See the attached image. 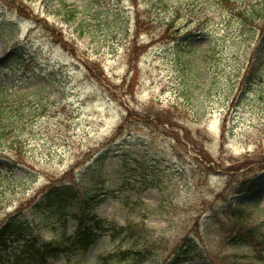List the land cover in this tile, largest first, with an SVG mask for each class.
Listing matches in <instances>:
<instances>
[{
	"label": "rangeland",
	"instance_id": "1",
	"mask_svg": "<svg viewBox=\"0 0 264 264\" xmlns=\"http://www.w3.org/2000/svg\"><path fill=\"white\" fill-rule=\"evenodd\" d=\"M243 2L0 0V225L70 247L74 217L33 230L43 191L109 189L94 215L152 232L145 264H264L221 229L233 218L264 238V32L235 16ZM7 244L5 258L25 242ZM119 246L103 233L46 264H101Z\"/></svg>",
	"mask_w": 264,
	"mask_h": 264
},
{
	"label": "trees",
	"instance_id": "2",
	"mask_svg": "<svg viewBox=\"0 0 264 264\" xmlns=\"http://www.w3.org/2000/svg\"><path fill=\"white\" fill-rule=\"evenodd\" d=\"M220 1L225 5L226 3L230 4L233 0ZM245 3L248 4L245 5ZM243 5L244 8L236 11L235 16L243 21L249 22L252 29L253 27H257V29H263L264 32V5H254L250 0H245ZM77 13V10L72 12L71 20L75 19ZM10 114L11 112L3 113L0 111V135L1 131L6 132L11 129ZM5 124H8V128L5 127ZM122 129L123 127L121 126L113 136V139H117V137L122 134ZM13 169H15V166H13ZM136 171L135 169L133 172L136 174ZM150 187L151 186L144 184L141 190L145 191ZM43 192H45L44 204L50 216L45 217L41 214L43 218H36L37 220L33 222L35 225L33 230H37L40 234L44 229H49V220L52 218H57V222L65 228L69 218L74 217V219L78 221L79 227L74 237L68 238V241L71 242V246L63 247L65 245L64 241L60 243L56 241H44L42 245H39V240L36 236H33V232L26 234L22 226L18 225L19 223L7 220L6 223L0 225V240L3 247L7 248V243L10 241H23L25 244L20 253L7 258L1 254L0 250V264H46L47 256L52 254L62 253L72 249L86 252L97 243L103 233H108L113 241H120V246L115 251L103 255L101 257V264H145L151 256L156 255L155 244L150 243L153 233L145 229L144 226L129 223L127 226L110 224L106 227L105 222L99 220L97 216L94 215V211L99 207L102 199H104L106 195H113L109 189L100 190L97 188L88 191L89 193L81 194L74 185L63 184L59 186L51 185ZM75 207L79 208V212L71 215V210ZM38 208L41 210L40 206H38ZM21 211L22 210H19V212ZM45 218L48 221L44 222V225H42ZM231 219L232 220H227V224L221 226L223 233L228 237L227 240L235 246L248 244L256 247L257 252H264V238L262 240L259 239L254 228L249 227L248 224L233 222V218ZM229 221L231 222L230 225ZM226 226L229 227L226 228ZM127 240L132 243V246L124 249L123 243ZM140 246L144 247L138 249ZM183 255H185V257ZM190 259L192 258L188 256V252H181L177 254L172 264H182ZM157 264H159V262Z\"/></svg>",
	"mask_w": 264,
	"mask_h": 264
}]
</instances>
